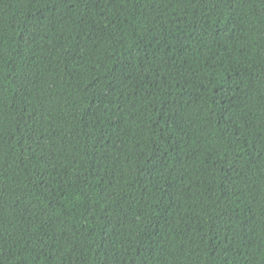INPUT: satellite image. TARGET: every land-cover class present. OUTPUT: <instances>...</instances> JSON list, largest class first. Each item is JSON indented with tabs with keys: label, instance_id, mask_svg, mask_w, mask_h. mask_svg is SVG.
Returning <instances> with one entry per match:
<instances>
[{
	"label": "trees",
	"instance_id": "trees-1",
	"mask_svg": "<svg viewBox=\"0 0 264 264\" xmlns=\"http://www.w3.org/2000/svg\"><path fill=\"white\" fill-rule=\"evenodd\" d=\"M0 264H264V0H0Z\"/></svg>",
	"mask_w": 264,
	"mask_h": 264
}]
</instances>
